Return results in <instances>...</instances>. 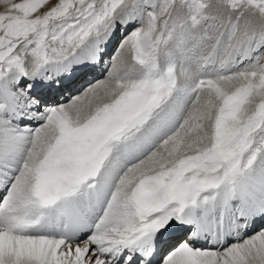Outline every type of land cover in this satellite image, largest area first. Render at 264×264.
Segmentation results:
<instances>
[{
    "label": "snow or ice",
    "instance_id": "6c2138e0",
    "mask_svg": "<svg viewBox=\"0 0 264 264\" xmlns=\"http://www.w3.org/2000/svg\"><path fill=\"white\" fill-rule=\"evenodd\" d=\"M0 264H264V0H0Z\"/></svg>",
    "mask_w": 264,
    "mask_h": 264
}]
</instances>
